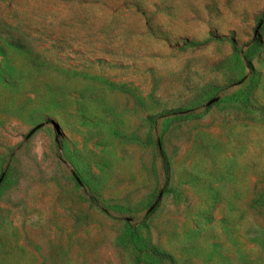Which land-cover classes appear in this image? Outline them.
<instances>
[{"label": "rangeland", "instance_id": "rangeland-1", "mask_svg": "<svg viewBox=\"0 0 264 264\" xmlns=\"http://www.w3.org/2000/svg\"><path fill=\"white\" fill-rule=\"evenodd\" d=\"M146 247L264 264V0H0V264Z\"/></svg>", "mask_w": 264, "mask_h": 264}, {"label": "trees", "instance_id": "trees-1", "mask_svg": "<svg viewBox=\"0 0 264 264\" xmlns=\"http://www.w3.org/2000/svg\"><path fill=\"white\" fill-rule=\"evenodd\" d=\"M259 28V27H257ZM232 48L234 49V52H240L234 45H232ZM181 112V110H175V111H167L166 113H163L162 115H172V114H175V113H179ZM148 122L150 123L151 126H154L156 124V119L155 118H152V117H149L148 118ZM159 159H160V163H161V171L163 173V176L166 180H168L169 178V163H168V160H167V157L164 153V151H161L160 152V155H159ZM128 232L133 236V237H136L138 236V229L134 228V227H129L128 229ZM146 251L149 255L153 256V257H156L157 259L161 260L162 262H165V263H168V264H173V261L171 259L170 256L164 254V253H160L158 252L156 249L154 248H150V247H146Z\"/></svg>", "mask_w": 264, "mask_h": 264}]
</instances>
